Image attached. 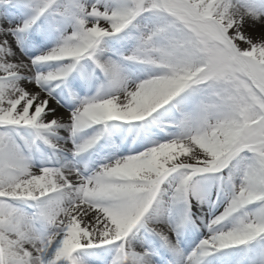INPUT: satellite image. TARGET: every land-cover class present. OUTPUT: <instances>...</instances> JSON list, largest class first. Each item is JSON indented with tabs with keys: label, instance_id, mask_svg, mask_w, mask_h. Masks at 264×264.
Instances as JSON below:
<instances>
[{
	"label": "snow or ice",
	"instance_id": "1",
	"mask_svg": "<svg viewBox=\"0 0 264 264\" xmlns=\"http://www.w3.org/2000/svg\"><path fill=\"white\" fill-rule=\"evenodd\" d=\"M0 264H264V0H0Z\"/></svg>",
	"mask_w": 264,
	"mask_h": 264
}]
</instances>
